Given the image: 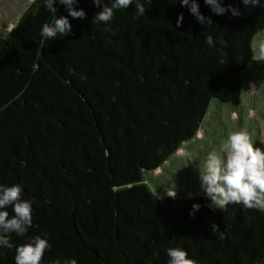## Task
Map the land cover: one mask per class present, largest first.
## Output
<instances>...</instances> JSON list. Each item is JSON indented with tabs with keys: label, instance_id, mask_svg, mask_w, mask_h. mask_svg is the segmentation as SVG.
Wrapping results in <instances>:
<instances>
[{
	"label": "trees",
	"instance_id": "trees-1",
	"mask_svg": "<svg viewBox=\"0 0 264 264\" xmlns=\"http://www.w3.org/2000/svg\"><path fill=\"white\" fill-rule=\"evenodd\" d=\"M141 2L144 15L135 4L114 10L110 32L92 23V0L75 5L84 19L54 2L71 33L45 40L51 13L35 0L0 37V185H19L32 205V226L0 247V264H15V247L38 235L51 245L42 264H168L176 247L196 264H264L263 209L158 199L143 181L194 137L254 7L221 0L241 15H216L196 0L212 21L204 26L179 0Z\"/></svg>",
	"mask_w": 264,
	"mask_h": 264
},
{
	"label": "clouds",
	"instance_id": "clouds-1",
	"mask_svg": "<svg viewBox=\"0 0 264 264\" xmlns=\"http://www.w3.org/2000/svg\"><path fill=\"white\" fill-rule=\"evenodd\" d=\"M54 2L66 7L68 16L73 19H84L85 12L77 9L75 5L78 0H44V6L51 13L49 23L41 27L40 35L45 40H52L57 36H66L71 33V24L65 16L55 15L57 9ZM150 4L151 0H147ZM182 7H187L199 23L204 26H211L210 18L204 17L199 11L196 0H179ZM92 3L100 10L95 14L93 24L105 25L104 31L110 32L108 25L114 18V10L127 9L135 4L138 15H144L145 6L141 0H113L111 6L104 3V0H92ZM206 5L216 15H223L230 12L232 16H239L238 9L223 7L221 0H204ZM247 7L260 6L261 0H242ZM183 14L177 18V27L181 26ZM205 42L211 47L214 44L213 37L207 35ZM262 59H264V46H262ZM180 155L188 159L192 153L181 149ZM200 187L205 196L209 199L208 207L213 210L227 211L228 205H243L248 209H264V150L254 147L253 140L245 130L235 131L227 136L226 141L219 150L209 151L204 159L203 171L199 174ZM167 196L175 198L174 190L167 192ZM23 189L19 185H0V247L12 249L11 234L24 236L32 226V205L31 202L22 199ZM11 207L13 215L9 216L6 210ZM199 204L192 205L193 215L200 209ZM212 231H217V226L212 225ZM46 237L47 234L45 233ZM51 248L46 238L35 236L28 243L15 247V264H42L44 254ZM168 264H196V261L188 258V253L182 248H168ZM56 264H60L59 261ZM67 264H76L75 259Z\"/></svg>",
	"mask_w": 264,
	"mask_h": 264
},
{
	"label": "rangeland",
	"instance_id": "rangeland-1",
	"mask_svg": "<svg viewBox=\"0 0 264 264\" xmlns=\"http://www.w3.org/2000/svg\"><path fill=\"white\" fill-rule=\"evenodd\" d=\"M35 0H0V37H6ZM264 0L240 23L238 38L226 53V66L212 93L194 137L161 166L143 173V181L161 199L174 190L176 197L205 196L199 174L209 151L219 150L227 136L245 130L254 147L264 150ZM192 153L188 159L180 155ZM264 210V209H263Z\"/></svg>",
	"mask_w": 264,
	"mask_h": 264
}]
</instances>
